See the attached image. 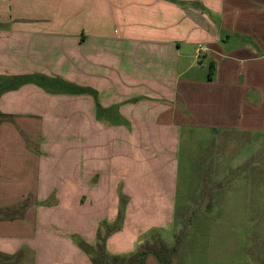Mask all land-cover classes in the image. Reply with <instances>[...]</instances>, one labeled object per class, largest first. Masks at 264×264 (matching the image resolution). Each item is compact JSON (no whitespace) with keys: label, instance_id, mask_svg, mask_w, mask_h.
Returning <instances> with one entry per match:
<instances>
[{"label":"crops","instance_id":"1","mask_svg":"<svg viewBox=\"0 0 264 264\" xmlns=\"http://www.w3.org/2000/svg\"><path fill=\"white\" fill-rule=\"evenodd\" d=\"M227 3L0 0V264H94L79 242L130 259L177 235L180 132L211 116L200 103L212 87L241 96L242 125L263 122L248 94L264 95L252 78L264 65L237 80L255 51L205 14Z\"/></svg>","mask_w":264,"mask_h":264},{"label":"rangeland","instance_id":"2","mask_svg":"<svg viewBox=\"0 0 264 264\" xmlns=\"http://www.w3.org/2000/svg\"><path fill=\"white\" fill-rule=\"evenodd\" d=\"M226 1L227 5L205 14L215 20L212 23L216 28L232 23L236 29L231 37L232 44L235 47L247 45L255 51V57H247L245 63H240L241 69L237 66L234 69L236 79L243 82L244 71L251 66L264 65V0ZM226 15H232L233 20H222ZM241 30L252 31L258 37L251 33L245 37ZM257 38L260 45L256 43ZM228 47H225L226 53ZM226 55L230 57V64L231 57L237 53ZM204 63L198 68L208 74L212 62L205 60ZM252 78L257 84L262 82L264 85V75ZM240 87L248 88L241 84ZM230 91L228 88V97L223 98L219 96L220 89L212 87L207 96L209 100L200 103V108L210 110L211 116L200 118L204 123L191 132L181 129L178 172L185 193L182 197L179 195L174 226L177 235L174 236L171 230L157 236L171 248L154 241V245H146L140 250L153 248L169 261L167 264H264V95L248 92L251 101H258V111L262 109L258 115L263 113V122L256 126L257 122L249 117L248 123L244 119L242 125L241 96ZM261 91L264 94V86ZM225 111H231L232 116L225 115ZM251 123L255 128L250 126ZM57 138L55 144H62L61 137ZM75 148L78 144L70 151ZM66 151L69 150L62 145L56 147V160L63 159ZM104 225L107 227L106 223ZM105 230L113 229L107 227ZM119 262L110 259L108 264Z\"/></svg>","mask_w":264,"mask_h":264},{"label":"trees","instance_id":"3","mask_svg":"<svg viewBox=\"0 0 264 264\" xmlns=\"http://www.w3.org/2000/svg\"><path fill=\"white\" fill-rule=\"evenodd\" d=\"M215 70V64L214 62L210 65V74L214 73ZM104 243V242H103ZM101 243V245L98 247V251L93 253V250L91 248L87 247L84 242H79L80 246L85 248L90 252L92 255V260L94 264H108V261L110 259L114 261H120L118 264H145V260L149 254H154L157 257H160L159 253L157 251H153L152 248L143 249L142 251L138 252L133 258L125 259L120 257H114L110 256L107 251L105 245ZM165 247V246H164Z\"/></svg>","mask_w":264,"mask_h":264},{"label":"built area","instance_id":"4","mask_svg":"<svg viewBox=\"0 0 264 264\" xmlns=\"http://www.w3.org/2000/svg\"><path fill=\"white\" fill-rule=\"evenodd\" d=\"M199 51H201V50H199Z\"/></svg>","mask_w":264,"mask_h":264}]
</instances>
